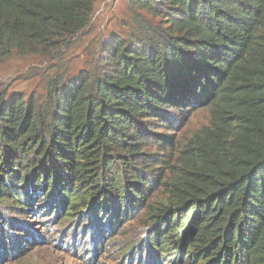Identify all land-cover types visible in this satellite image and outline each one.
Returning a JSON list of instances; mask_svg holds the SVG:
<instances>
[{"label":"trees","instance_id":"16d2710c","mask_svg":"<svg viewBox=\"0 0 264 264\" xmlns=\"http://www.w3.org/2000/svg\"><path fill=\"white\" fill-rule=\"evenodd\" d=\"M95 1L0 0V63L61 48ZM129 2L160 21L109 39L99 77L49 84L42 111L0 94V209L139 218L151 264H264V0ZM204 110L170 164V126Z\"/></svg>","mask_w":264,"mask_h":264},{"label":"rangeland","instance_id":"374dc122","mask_svg":"<svg viewBox=\"0 0 264 264\" xmlns=\"http://www.w3.org/2000/svg\"><path fill=\"white\" fill-rule=\"evenodd\" d=\"M87 28L48 55L12 56L0 63V94L21 95L47 108L49 84L70 83L84 76L97 78L104 69L99 51L111 38L135 34L136 18L158 23L145 11L135 10L129 0H96ZM174 116V115H170ZM209 122L208 111H196L186 124L170 126L174 146L161 155L174 165L186 141ZM179 124V125H178ZM158 193L154 199L162 198ZM36 200L25 213L6 205L0 209L7 232L0 230V264H151L146 251V227L136 217L121 228L95 227L94 221L72 216L61 219L44 211ZM135 216V215H134Z\"/></svg>","mask_w":264,"mask_h":264}]
</instances>
